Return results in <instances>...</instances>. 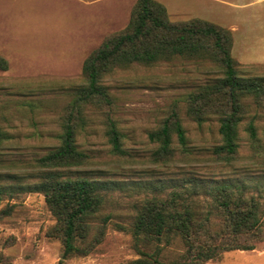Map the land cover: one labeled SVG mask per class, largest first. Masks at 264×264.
Instances as JSON below:
<instances>
[{"label":"rangeland","instance_id":"rangeland-1","mask_svg":"<svg viewBox=\"0 0 264 264\" xmlns=\"http://www.w3.org/2000/svg\"><path fill=\"white\" fill-rule=\"evenodd\" d=\"M159 1L172 21L198 17L230 29L240 74L264 80V0ZM136 2L0 0V55L9 64L0 70V208L10 210L0 219V264L127 263L139 257V248L156 249L132 230L137 207L175 188L196 186L194 197L204 209L212 188L228 183L260 196L264 208V100H244L238 151L230 159L218 157L213 152L222 143L218 117L210 114L197 122L188 113L187 96L222 76L219 68L209 60L185 57L133 63L106 77L112 105H84L76 140L87 159L71 174L104 180L112 187L90 220L88 252L64 257L63 241L55 231L57 218L45 194L33 189L39 180L36 160L61 143L63 118L85 84V59L128 25ZM173 108L185 129L186 145L172 133L171 156L159 157V142L149 134ZM110 116L122 134V154L109 140ZM250 122L256 139L247 129ZM104 216H110L107 223ZM162 248V257L170 259L185 245L177 238ZM203 264H264V239L254 249L225 251Z\"/></svg>","mask_w":264,"mask_h":264},{"label":"trees","instance_id":"trees-1","mask_svg":"<svg viewBox=\"0 0 264 264\" xmlns=\"http://www.w3.org/2000/svg\"><path fill=\"white\" fill-rule=\"evenodd\" d=\"M233 40L232 31L215 22L198 17L172 21L161 1L137 0L128 25L106 37L88 55L83 64L85 84L78 88L63 118L61 143L35 164L34 175L39 180L33 189L45 194L57 218L55 231L63 241L65 258L88 252L90 220L103 208L112 187L104 180L71 174L87 159L76 140L78 127L84 123V105L88 102L112 105L105 79L115 68L133 63L152 65L175 57L209 60L222 76L189 93L188 113L199 123L215 114L222 143L213 152L218 157L233 158L239 147L238 128L246 113L244 100L249 96L264 100V80L240 74L232 55ZM8 67V60L0 55V70ZM247 129L251 138L256 139L252 122ZM172 133L177 134L185 148L186 133L175 108L159 129L149 134L151 140L159 142L157 156H171ZM108 135L113 150L124 153L122 134L111 116ZM1 136L0 132V139ZM196 190L194 185L175 188L164 197L152 196L142 201L134 215L132 230L139 240L154 244L156 249L150 252L139 248V257L123 264H203L219 258L225 251L254 249L264 239L260 196L228 183L218 184L210 192L207 207L201 209L194 197ZM9 211L0 208V219ZM109 217L104 216L103 223ZM177 238L182 240L185 250L164 259L162 245Z\"/></svg>","mask_w":264,"mask_h":264}]
</instances>
